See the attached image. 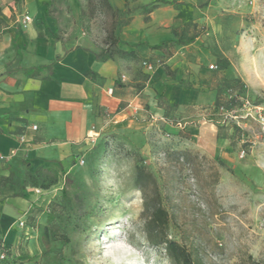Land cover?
I'll return each mask as SVG.
<instances>
[{
	"label": "rangeland",
	"instance_id": "obj_1",
	"mask_svg": "<svg viewBox=\"0 0 264 264\" xmlns=\"http://www.w3.org/2000/svg\"><path fill=\"white\" fill-rule=\"evenodd\" d=\"M94 1L90 16L88 0L74 10L50 0L59 38L87 36L101 50L115 22L124 40L138 33L154 45L173 41L137 59L117 56L134 65L115 78V86L132 81L131 101L119 114L96 112L70 166L43 171L31 187L41 210L1 246L11 255L0 264H171L142 229L144 194L133 184L139 164L154 173L173 215L170 236L190 235L208 264H264V128L241 110L213 107L217 89L222 103L228 99L224 81L233 76L264 102V0H128V7L113 0V10ZM161 70L168 83L157 87L149 81ZM20 177L12 178L16 186ZM51 178L57 183L44 191L41 182Z\"/></svg>",
	"mask_w": 264,
	"mask_h": 264
},
{
	"label": "crops",
	"instance_id": "obj_2",
	"mask_svg": "<svg viewBox=\"0 0 264 264\" xmlns=\"http://www.w3.org/2000/svg\"><path fill=\"white\" fill-rule=\"evenodd\" d=\"M67 1L73 10L79 6V0ZM108 2L115 8L113 0ZM30 3L33 14L28 10ZM50 4V0L0 2V248L14 243L23 231L20 223L38 204L32 186L24 181L29 174L38 168L69 167L91 135L96 112L119 114L123 104L131 101L132 81L115 86V78L122 67L133 69L132 61H120L117 55L97 57L102 49L85 33L81 43L59 38L60 22L49 13ZM25 14L32 17L26 26ZM115 35L118 47H127L119 48L133 50L138 57L154 45L138 33L125 40ZM151 81L157 87L168 83L162 70ZM15 149L16 155L9 157ZM16 174L23 180L20 186L12 179Z\"/></svg>",
	"mask_w": 264,
	"mask_h": 264
},
{
	"label": "trees",
	"instance_id": "obj_3",
	"mask_svg": "<svg viewBox=\"0 0 264 264\" xmlns=\"http://www.w3.org/2000/svg\"><path fill=\"white\" fill-rule=\"evenodd\" d=\"M16 4L22 3L24 0H13ZM106 7L113 10L108 0H102ZM128 7V0L125 2ZM97 10V5L94 0H88V11L90 16H94ZM1 13V7H0ZM116 23L114 22L107 34L106 47L97 54V57L113 58L119 56L128 59H137L136 53L131 50H123L118 47L120 42L119 38L115 35ZM195 37L189 39V43L194 40ZM173 40L164 41L159 44L152 45V49H162L169 42ZM186 44V43H185ZM188 44V43H187ZM166 74L168 70L164 68ZM225 82V89H223V95L228 97L232 94L231 98L226 99L224 103L220 100L222 94V88L217 89L215 92L214 109H218L220 106H224L227 109H232L239 104L237 96L245 95V85L239 77L233 76L228 78ZM259 102V101H256ZM237 128V127H236ZM42 168H38L35 172L30 173L25 182H28L31 186H37L40 183V175L43 173ZM10 180L9 177L5 178L7 183ZM57 183V179L51 178L50 181H42L40 187L44 190L50 189ZM134 187L143 192V205L141 217L143 220L142 229L145 233V238L152 246L163 248L167 259L171 264H208L204 256L205 249L194 240L190 235L185 234L181 239L172 237L169 234L171 228V222L173 215L169 212L164 204V199L160 190L159 183L154 173L145 165H137L134 171ZM24 186V185H23ZM41 208L36 207L32 210V214L29 216V222L33 223V219L38 216V211ZM6 251L9 252V249ZM246 264V262H244Z\"/></svg>",
	"mask_w": 264,
	"mask_h": 264
},
{
	"label": "built area",
	"instance_id": "obj_4",
	"mask_svg": "<svg viewBox=\"0 0 264 264\" xmlns=\"http://www.w3.org/2000/svg\"><path fill=\"white\" fill-rule=\"evenodd\" d=\"M32 21V17L29 14L23 15V24L26 26L28 23ZM142 65L144 68H146L148 71H153L154 65L147 61L143 60ZM211 68H215V65H211ZM108 93L112 94L113 93V88L108 89ZM232 94L228 96V98H231ZM237 100L239 101V104L235 106L232 109H227L224 106L218 107V110L223 113V114H229L232 115L233 112L236 111H242L246 118L250 117L254 121H256L259 125H261L264 128V102L260 101L259 99L250 97L249 95H240L236 97ZM259 101V102H256ZM33 129H37V125H33ZM21 141H25L24 136H20ZM16 155V149L13 150L8 156L13 157ZM5 158V156H3ZM85 160L81 159L80 163L84 164ZM24 225V221L20 223V226ZM11 255V253H10ZM9 258V252L8 251H1L0 252V260H5Z\"/></svg>",
	"mask_w": 264,
	"mask_h": 264
}]
</instances>
